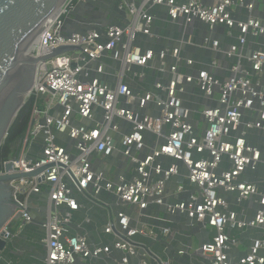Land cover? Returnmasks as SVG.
Returning a JSON list of instances; mask_svg holds the SVG:
<instances>
[{"label": "built area", "instance_id": "1", "mask_svg": "<svg viewBox=\"0 0 264 264\" xmlns=\"http://www.w3.org/2000/svg\"><path fill=\"white\" fill-rule=\"evenodd\" d=\"M89 1L64 0L34 45L32 57L59 47L75 50L37 65L19 154L0 163V176H17L7 183L21 207L0 235L10 240L16 222L19 229L34 224L32 202L42 197L45 216L37 223L44 231V264L105 260L113 251L122 257L108 264H170L134 238L171 236L166 223L176 216L188 228L215 231L196 250L207 264H264V180H243L247 172L264 170V21L252 16L254 1L125 0L118 5L127 13L124 26L69 30L71 13ZM156 6L165 7L171 24L198 21L210 33L222 29L226 38L236 30L235 42L222 48L218 39L204 37L201 47L215 57L195 74L182 73V62L194 66L181 58L180 44L189 42L157 52L135 44L139 34L154 37ZM250 41L255 48H247ZM174 179L183 183L168 193ZM222 194H232L237 204L256 199L253 217L240 219ZM84 208L104 212L100 232L113 238L111 245L72 232V217ZM150 208L163 218L146 215ZM144 217L165 226L147 232L137 226ZM227 228L259 229L262 236L232 262L236 241Z\"/></svg>", "mask_w": 264, "mask_h": 264}, {"label": "crops", "instance_id": "2", "mask_svg": "<svg viewBox=\"0 0 264 264\" xmlns=\"http://www.w3.org/2000/svg\"><path fill=\"white\" fill-rule=\"evenodd\" d=\"M125 0H92L86 3L79 4L76 10L69 16L67 27L69 30H85L92 27L104 28L108 25L124 26L127 22V13L118 9V5ZM177 2H183L185 0H176ZM206 3H211L213 0H203ZM252 1V0H248ZM254 11L252 16L264 21V0H253ZM244 13V11H240ZM151 14L155 17L152 32L153 38L143 35H137L135 44L142 49H152L154 51H160L164 48L177 47L179 41L183 40L190 44H180L181 58L191 59L194 62V66L189 68L181 63L180 69L185 74H195L199 68H202L209 64L211 58L215 55L208 50L201 47V41L204 37H211L220 41L221 47L234 44L237 31H232V37L226 38L225 32L217 28L213 33H210L207 27L194 21L186 27H183L182 21L176 24L169 23L166 15V9L162 6H156L151 10ZM248 49L255 48L253 44H248ZM219 58V57H216ZM223 67L228 65L226 62H222ZM227 76V73H225ZM192 86H187V93H191ZM195 96L199 93L193 90ZM189 99V97H188ZM192 100L197 103L202 102L196 97ZM196 107V105H194ZM193 106V107H194ZM192 107V108H193ZM257 146L261 144L257 141ZM169 163V162H168ZM250 174H254L252 180L248 179ZM181 180V179H179ZM178 179H174L168 184L167 192L170 193L174 187L179 184ZM243 180L247 182H261L264 180V170H259L256 173L247 172L243 176ZM182 181V180H181ZM229 203V210L235 211L240 219H251L257 209L256 199H249L245 202L237 204L234 202L232 194H222ZM45 199L42 197L34 198L32 202L31 215L35 218V223L26 225L18 233H13V237L8 242L6 249L0 254V264H44V258L46 256V247L41 239L44 238V231L39 227L40 220L45 216ZM86 205V204H85ZM34 206H37L34 208ZM39 209V210H37ZM146 215L155 216L159 215L163 218L164 214L160 209L150 208ZM73 233L87 235L89 241L94 244L111 245L113 238L111 236L104 235L100 232L101 227L105 222V214L103 211L91 208H84L74 213L73 217ZM185 219L180 216L170 218V223L166 225L171 228L172 234L165 239L158 242L157 235L155 240L149 237L137 236L134 238L136 242L144 244L145 247L153 250L162 259L170 261V264H207V260L200 257L196 250L202 245L211 242V239L215 236V231L209 228H202L195 226L188 228ZM144 226L147 232L150 230L154 234L158 233V228L165 226L161 221H155L152 218L144 217L137 223V226ZM201 230H204L202 233ZM230 238L236 241V245L229 251V258L232 262L244 258L249 251V248L254 239L261 238L262 231L259 229H226ZM179 250H185L184 255H178ZM264 256V251L261 252ZM122 257L121 252L113 251L110 254V259L105 260H79L75 264H108L111 260H119ZM133 260V259H131Z\"/></svg>", "mask_w": 264, "mask_h": 264}, {"label": "water", "instance_id": "3", "mask_svg": "<svg viewBox=\"0 0 264 264\" xmlns=\"http://www.w3.org/2000/svg\"><path fill=\"white\" fill-rule=\"evenodd\" d=\"M62 1L0 0V147L30 95L38 63L75 50L74 47H59L44 57H32L41 30ZM10 169L11 165L7 164L6 170ZM14 178L17 176H0V229L13 212L21 208L15 204L14 189L7 183ZM9 241L5 234L0 235V254Z\"/></svg>", "mask_w": 264, "mask_h": 264}, {"label": "trees", "instance_id": "4", "mask_svg": "<svg viewBox=\"0 0 264 264\" xmlns=\"http://www.w3.org/2000/svg\"><path fill=\"white\" fill-rule=\"evenodd\" d=\"M32 104V99H28L14 119L7 137L0 147V163L18 156L20 143L28 125Z\"/></svg>", "mask_w": 264, "mask_h": 264}, {"label": "rangeland", "instance_id": "5", "mask_svg": "<svg viewBox=\"0 0 264 264\" xmlns=\"http://www.w3.org/2000/svg\"><path fill=\"white\" fill-rule=\"evenodd\" d=\"M254 178V174H250L249 175V178L250 180H252ZM180 183H183L181 180H179ZM18 225H19V222H16L15 224H13L10 228V230L13 232V233H18L20 232L21 230L18 228ZM202 233H204V230H201Z\"/></svg>", "mask_w": 264, "mask_h": 264}, {"label": "bare ground", "instance_id": "6", "mask_svg": "<svg viewBox=\"0 0 264 264\" xmlns=\"http://www.w3.org/2000/svg\"><path fill=\"white\" fill-rule=\"evenodd\" d=\"M63 2H64V0L62 1V3L60 4V6H59V8L57 9V11H56V13L54 14V16L46 23V25L44 26V27H47L48 26V24L51 22V21H53L56 17H57V15L59 14V10H60V7L62 6V4H63ZM38 40H36V42H37ZM36 42H35V44H36Z\"/></svg>", "mask_w": 264, "mask_h": 264}]
</instances>
